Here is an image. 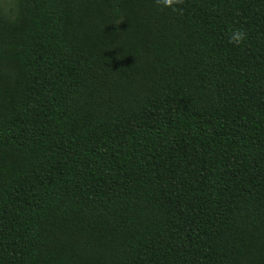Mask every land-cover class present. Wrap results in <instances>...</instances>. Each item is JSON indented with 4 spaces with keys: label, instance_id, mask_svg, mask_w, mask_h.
<instances>
[{
    "label": "trees",
    "instance_id": "trees-1",
    "mask_svg": "<svg viewBox=\"0 0 264 264\" xmlns=\"http://www.w3.org/2000/svg\"><path fill=\"white\" fill-rule=\"evenodd\" d=\"M0 264H264V0H0Z\"/></svg>",
    "mask_w": 264,
    "mask_h": 264
},
{
    "label": "clouds",
    "instance_id": "clouds-1",
    "mask_svg": "<svg viewBox=\"0 0 264 264\" xmlns=\"http://www.w3.org/2000/svg\"><path fill=\"white\" fill-rule=\"evenodd\" d=\"M180 0H156L157 4H162L164 7L172 8L175 4L179 3ZM173 10H175L173 8ZM246 39V33L239 28L232 29L229 36V43L234 45L241 44Z\"/></svg>",
    "mask_w": 264,
    "mask_h": 264
}]
</instances>
